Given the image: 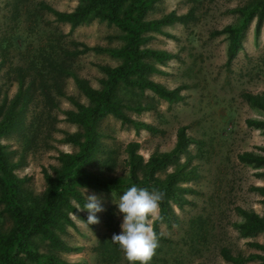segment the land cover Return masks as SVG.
<instances>
[{"label":"rangeland","instance_id":"rangeland-1","mask_svg":"<svg viewBox=\"0 0 264 264\" xmlns=\"http://www.w3.org/2000/svg\"><path fill=\"white\" fill-rule=\"evenodd\" d=\"M247 1L157 2L145 16L146 21L160 19L171 12L188 16L183 23L162 26L161 33H147L150 39L142 45L170 55L160 63L149 59L159 71L148 78L176 90L179 98L169 102L149 90L121 85L118 95L124 104L137 101L152 106L151 110L141 113L126 109L127 115L154 130L137 133L131 125L122 124L110 115L98 123L100 152L87 168L104 175H127L125 147L130 142L139 144L138 154L147 160L153 153L171 151L181 127L186 128L192 140L187 151L158 174L163 177L177 165L186 163V170H193L195 177L181 184L189 191L183 193L182 205L172 204L174 217L159 225L162 239L151 264H230L221 258V248L230 249L235 256H247L259 253L247 246L248 242L264 245V234L242 238L233 226L242 221L236 211L238 207L258 214L264 212V198L253 190L264 187V177L260 176L264 168L238 160L242 152L259 153L264 148V130L246 123L248 119L264 120V113L251 108L242 98L248 92L264 93V22L256 34L255 19L252 20L230 64L226 55L227 35L217 34L236 23L235 10ZM42 4L59 12H71L78 0H0V103L3 98L10 101L17 93L15 68H29L32 59L43 60L45 55L53 54V48L58 52L62 48L82 50L83 44L120 50L125 44L124 34L114 25L95 20L71 31L69 24L57 21ZM121 62V57L97 50L70 58L72 72L88 80L95 89L100 88L99 80L105 77L98 66L116 67ZM41 71L46 75L47 70ZM29 73L27 80L37 72L30 70ZM50 78L45 77L49 80L46 85L51 89L50 95L43 97L37 90L25 113V124L33 123V141L24 144L22 130L0 139L10 159L19 164L14 173L26 180L24 188L31 199L45 190L42 169L51 172V167L59 165V153L78 150L77 146L65 142V133L83 134L81 126L66 120L65 111H76L69 100L83 105L89 103L72 77H63V96L54 93ZM124 192L82 189L85 199L92 194L101 198L105 211L96 214L98 224L88 227L85 226L86 210L81 211L82 220L72 216L75 227H68L61 238L75 250L62 253L63 259L80 264H129L118 245L111 241L113 234L121 232L123 218L117 204ZM2 210L0 204V231L4 233L12 221ZM244 264H258V261Z\"/></svg>","mask_w":264,"mask_h":264},{"label":"trees","instance_id":"trees-1","mask_svg":"<svg viewBox=\"0 0 264 264\" xmlns=\"http://www.w3.org/2000/svg\"><path fill=\"white\" fill-rule=\"evenodd\" d=\"M160 0H78L77 7L71 12H59L48 5L42 7L54 14L57 21L67 23L71 31L77 27L98 20L116 26L123 34L125 44L120 50H105L91 48L82 44V50H61L45 55L44 59L29 62V68H15L18 90L15 96L0 103V139L15 131L22 130L23 141L31 143L34 138L32 127L25 124V113L33 102L35 92L39 90L43 97L50 95L51 89L47 87L50 78L52 90L57 96H63V77H72L79 91L89 100L87 105L75 100L69 101L75 106L76 111H65L66 120L81 126L83 134L65 133V142L78 147L77 152L59 153V165L42 169L45 181V190L40 196L28 193L24 184L26 180L19 178L15 169L17 162L10 159V154L0 141V204L2 212L12 221L11 227L6 232L0 231V264H80L70 263L61 257L62 253L72 252L75 248L61 238L68 227L74 228L72 216L84 219L81 211L76 207H83L86 199L82 189L96 192L126 191L133 185L164 192L165 198L160 206L162 221H154L153 228L159 239V225L167 223L174 217L172 204L182 205L185 202L184 192L189 189L181 184L191 181L195 176L193 170H186V163L177 165L172 171L166 172L163 177L158 174L166 171L172 160L187 151L191 139L186 134V128L177 131L174 148L169 152L153 153L147 160L138 154L139 144L130 142L125 147L127 155V175H104L87 167L95 161L96 154L100 152V137L98 123L106 116L120 120L122 124L133 127L135 132L141 130L153 131L151 126L131 119L126 109L137 113L149 111L152 106L140 104L137 101L124 104L118 95L121 85L128 88H137L141 91L149 90L160 99L174 101L179 98L176 90H169L160 83L148 78L151 73L159 70L149 61L157 62L167 60L170 55L166 51L142 48L150 38L149 32H160L162 26L175 22L187 21V15H176L171 12L160 19L146 21L145 16ZM236 23L226 26L217 34H226L228 39L227 64L235 58L242 45L244 32L248 25L255 19V33L258 34L264 22V0H248L247 3L237 8ZM81 45V44H80ZM106 51L108 54L121 57L122 62L116 67L98 66L105 76L99 80L100 88H93L89 81L79 78L71 70V56H80L89 51ZM39 66L40 69H39ZM1 67V64H0ZM36 71L30 75L29 71ZM41 70H47L46 75ZM29 73V74H28ZM38 83V84H37ZM243 100L251 107L264 113V93H244ZM56 106V105H55ZM247 125L264 130V120L248 119ZM260 152H242L238 155L240 163L256 168H264V148ZM264 177V171L260 174ZM253 190L264 198V187H254ZM264 203V201H263ZM241 222L233 226L242 238L264 234V212L256 213L254 210L236 208ZM75 214V215H74ZM45 244V245H43ZM247 246L254 248L259 253L233 255L230 249H220L221 258L230 264H244L258 261L264 264V245L258 242H248Z\"/></svg>","mask_w":264,"mask_h":264},{"label":"clouds","instance_id":"clouds-1","mask_svg":"<svg viewBox=\"0 0 264 264\" xmlns=\"http://www.w3.org/2000/svg\"><path fill=\"white\" fill-rule=\"evenodd\" d=\"M165 195L157 189L149 191L133 185L120 196L117 207L123 218L121 232L113 234L111 241L118 245L129 264H151L160 246L153 222L163 220L160 206ZM76 209L88 212L86 227L98 224L96 214L105 211L101 198L95 194L87 195L83 207L77 205Z\"/></svg>","mask_w":264,"mask_h":264}]
</instances>
